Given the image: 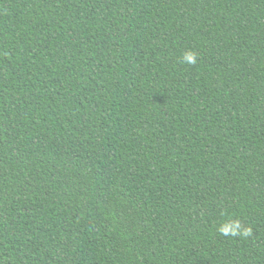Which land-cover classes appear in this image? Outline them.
<instances>
[{"label": "trees", "instance_id": "1", "mask_svg": "<svg viewBox=\"0 0 264 264\" xmlns=\"http://www.w3.org/2000/svg\"><path fill=\"white\" fill-rule=\"evenodd\" d=\"M0 264H264V0H0Z\"/></svg>", "mask_w": 264, "mask_h": 264}]
</instances>
